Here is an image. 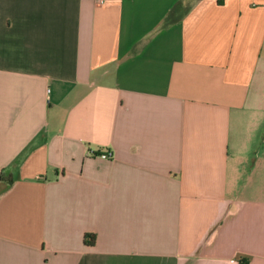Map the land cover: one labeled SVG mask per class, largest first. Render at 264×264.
<instances>
[{
  "label": "crops",
  "instance_id": "obj_1",
  "mask_svg": "<svg viewBox=\"0 0 264 264\" xmlns=\"http://www.w3.org/2000/svg\"><path fill=\"white\" fill-rule=\"evenodd\" d=\"M0 176V264H264V0H0Z\"/></svg>",
  "mask_w": 264,
  "mask_h": 264
},
{
  "label": "trees",
  "instance_id": "obj_2",
  "mask_svg": "<svg viewBox=\"0 0 264 264\" xmlns=\"http://www.w3.org/2000/svg\"><path fill=\"white\" fill-rule=\"evenodd\" d=\"M3 172V171H2ZM2 174V173H1ZM0 180H1V176H0ZM5 182H7L8 184L11 183V179L10 178H7L5 180ZM84 240L89 244V245H93L94 242H95V235L94 234H91V233H88V234H85L84 236ZM238 264H247V261L245 259H239L238 260Z\"/></svg>",
  "mask_w": 264,
  "mask_h": 264
},
{
  "label": "built area",
  "instance_id": "obj_3",
  "mask_svg": "<svg viewBox=\"0 0 264 264\" xmlns=\"http://www.w3.org/2000/svg\"><path fill=\"white\" fill-rule=\"evenodd\" d=\"M106 0H96V3L98 5H103L105 3Z\"/></svg>",
  "mask_w": 264,
  "mask_h": 264
}]
</instances>
